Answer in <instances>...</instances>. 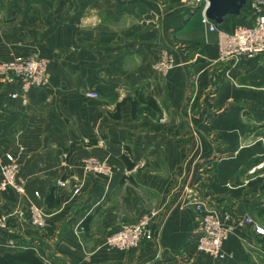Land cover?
I'll list each match as a JSON object with an SVG mask.
<instances>
[{"label":"crops","instance_id":"1","mask_svg":"<svg viewBox=\"0 0 264 264\" xmlns=\"http://www.w3.org/2000/svg\"><path fill=\"white\" fill-rule=\"evenodd\" d=\"M255 1L212 0L209 20L229 31L252 19ZM165 53L173 64L156 68ZM16 54L46 58L48 74L25 101L0 81V160L12 153L25 181L23 195L0 189V254L30 247L43 264H261L264 236L251 225L230 229L224 257L201 251L188 199L228 214V224L264 215V170L250 171L264 157V54L219 59L217 33L193 0H0V60ZM85 158L108 173L85 170ZM27 201L43 211L41 228ZM151 209L150 239L130 250L105 244Z\"/></svg>","mask_w":264,"mask_h":264},{"label":"built area","instance_id":"2","mask_svg":"<svg viewBox=\"0 0 264 264\" xmlns=\"http://www.w3.org/2000/svg\"><path fill=\"white\" fill-rule=\"evenodd\" d=\"M200 6L201 22L209 30L216 31L219 59H236L239 57H253L264 50V1L253 3V16L249 22L239 23L227 31L216 27L205 16L208 0H193ZM261 3V4H259ZM173 64V58L165 53L158 60L156 68L166 69ZM48 61L40 56H25L16 54L8 59L0 60V81L9 84L10 96L21 97L25 101V95L33 88L41 87L47 81ZM87 97H96L97 93L87 91ZM83 168L94 173H108L104 162L95 158H85ZM264 170V157L256 160L251 172ZM0 189L10 188L17 194L25 193V181L20 175V166L14 155L10 152L4 154L0 160ZM78 189H75L77 191ZM37 195L38 192L34 191ZM188 203H191L199 213L196 234L198 236L197 247L206 254L222 258L225 253L222 243L230 229L251 225L252 230L264 236V227L253 223L250 218L236 217L232 224L226 222L228 214L218 212L215 207L204 200L190 195ZM29 209V222L36 227H42L45 223L43 211L32 201H27ZM157 211L151 209L141 215L136 221L123 223L110 232L105 238V244L109 247L130 250L141 241L151 238V222ZM7 225V217L0 216V229Z\"/></svg>","mask_w":264,"mask_h":264},{"label":"trees","instance_id":"3","mask_svg":"<svg viewBox=\"0 0 264 264\" xmlns=\"http://www.w3.org/2000/svg\"><path fill=\"white\" fill-rule=\"evenodd\" d=\"M125 101V99L123 100ZM121 101V102H123ZM121 102H118L116 105V111L119 109V104ZM135 101H131L132 104V111L135 107ZM97 142L96 138L89 139L86 143L87 145L95 144ZM75 144H70L69 147H67L66 152L69 154L74 148ZM130 150L128 147H124V150L121 153V158L124 161L127 168L132 167V162L129 158ZM56 186L51 185L48 189V193L46 194V201L48 199L49 203V197L53 196V192L55 191ZM260 212H264V207H260ZM0 264H43L41 260L36 256L34 250L30 247H25L24 249L20 251H14V252H4L3 254H0ZM241 264H255L254 262H242Z\"/></svg>","mask_w":264,"mask_h":264},{"label":"rangeland","instance_id":"4","mask_svg":"<svg viewBox=\"0 0 264 264\" xmlns=\"http://www.w3.org/2000/svg\"><path fill=\"white\" fill-rule=\"evenodd\" d=\"M259 1L262 2L264 0H259ZM262 3H264V2H262ZM259 4H261V3H259ZM262 54H264V50H262L260 53H258L257 55H255L253 57H240V58H250L251 59V58H256ZM245 218H250L253 221V223H255V224H259V223L264 224V215H258V214L254 213V214H249V215L245 216ZM36 228H41V227H36ZM260 263L264 264V258H262V260H260Z\"/></svg>","mask_w":264,"mask_h":264},{"label":"water","instance_id":"5","mask_svg":"<svg viewBox=\"0 0 264 264\" xmlns=\"http://www.w3.org/2000/svg\"><path fill=\"white\" fill-rule=\"evenodd\" d=\"M212 6V0H208V6L205 10V16L209 19L210 18V9Z\"/></svg>","mask_w":264,"mask_h":264}]
</instances>
